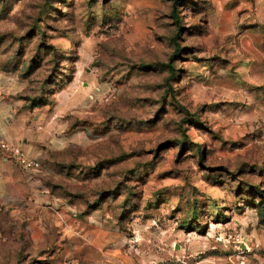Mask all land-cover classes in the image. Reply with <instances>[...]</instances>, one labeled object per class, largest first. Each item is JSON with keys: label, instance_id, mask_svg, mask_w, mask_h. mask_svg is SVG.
Returning a JSON list of instances; mask_svg holds the SVG:
<instances>
[{"label": "rangeland", "instance_id": "rangeland-1", "mask_svg": "<svg viewBox=\"0 0 264 264\" xmlns=\"http://www.w3.org/2000/svg\"><path fill=\"white\" fill-rule=\"evenodd\" d=\"M0 106V264H264V0H0Z\"/></svg>", "mask_w": 264, "mask_h": 264}, {"label": "crops", "instance_id": "crops-1", "mask_svg": "<svg viewBox=\"0 0 264 264\" xmlns=\"http://www.w3.org/2000/svg\"><path fill=\"white\" fill-rule=\"evenodd\" d=\"M32 113L28 106H0V139L26 144L27 137L34 138Z\"/></svg>", "mask_w": 264, "mask_h": 264}, {"label": "built area", "instance_id": "built-area-1", "mask_svg": "<svg viewBox=\"0 0 264 264\" xmlns=\"http://www.w3.org/2000/svg\"><path fill=\"white\" fill-rule=\"evenodd\" d=\"M0 159L11 160L18 164L23 170H38L41 167V161L37 157L28 155L26 151L16 143L0 140ZM217 239H222L217 237ZM243 264V261L240 262Z\"/></svg>", "mask_w": 264, "mask_h": 264}, {"label": "trees", "instance_id": "trees-1", "mask_svg": "<svg viewBox=\"0 0 264 264\" xmlns=\"http://www.w3.org/2000/svg\"><path fill=\"white\" fill-rule=\"evenodd\" d=\"M177 3H178V1L175 2V5H176ZM172 13H173V17L175 18V21L177 22V25H180V24H179V16L177 15V9H176L175 7H174ZM169 67H170V64H169ZM171 74H174V70L172 69V67H171Z\"/></svg>", "mask_w": 264, "mask_h": 264}]
</instances>
